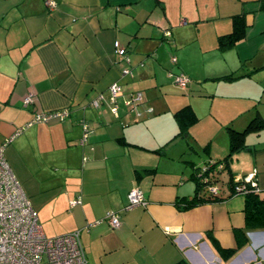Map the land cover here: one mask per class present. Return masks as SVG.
<instances>
[{"label": "crops", "instance_id": "obj_1", "mask_svg": "<svg viewBox=\"0 0 264 264\" xmlns=\"http://www.w3.org/2000/svg\"><path fill=\"white\" fill-rule=\"evenodd\" d=\"M236 15L244 38L217 49ZM260 51L259 0H0V148L42 234L78 231L86 264H264V228L246 227L241 196L223 187L219 202L175 204L193 196L201 161L228 155L226 129L255 117L261 128L242 136L219 177H248L264 197V87L245 79L264 70ZM112 84L122 92L115 114ZM137 93L141 104L123 105ZM58 110L62 120L26 127ZM132 189L144 206L127 208ZM109 212L116 228L95 224Z\"/></svg>", "mask_w": 264, "mask_h": 264}, {"label": "built area", "instance_id": "obj_2", "mask_svg": "<svg viewBox=\"0 0 264 264\" xmlns=\"http://www.w3.org/2000/svg\"><path fill=\"white\" fill-rule=\"evenodd\" d=\"M163 36L168 37V33H164ZM112 49L115 56L126 61L125 50L117 42L112 43ZM171 61L174 62V59L172 58ZM121 73L127 75L129 72L123 69ZM174 82L179 88H183L188 80L179 75L175 77ZM107 95L110 112L115 114L116 100L122 98V92L116 84H112L108 88ZM102 98L98 95L93 105L96 106ZM142 102V95L137 93L125 99L123 105L133 108ZM29 103L30 97L25 98L24 106ZM146 112L150 113L151 109H147ZM66 115L65 110L38 113L33 116L26 127L54 120L60 121ZM136 116H140V113ZM82 128L86 133L83 125ZM2 147L0 148V264H86L79 243L78 231L52 238H46L42 234L34 211L2 157ZM238 180L250 182L251 179L245 177ZM252 185L255 186L254 183ZM238 191L239 188H235L234 192ZM126 198L127 208L146 204L137 189L130 190ZM101 222H106L111 228L118 226L117 215L112 212L106 213L103 219L95 224Z\"/></svg>", "mask_w": 264, "mask_h": 264}, {"label": "trees", "instance_id": "obj_3", "mask_svg": "<svg viewBox=\"0 0 264 264\" xmlns=\"http://www.w3.org/2000/svg\"><path fill=\"white\" fill-rule=\"evenodd\" d=\"M259 10L264 14V0H259ZM245 22L243 15H236L231 18V30L228 34L217 38L216 46L219 50H224L233 46L237 41L244 38ZM187 79V78H186ZM188 80V79H187ZM188 83V82H187ZM186 85L181 88L184 89ZM257 117L252 119L247 126L237 132L231 127L226 131L229 133V153L223 160L206 161L203 165L194 169L192 180L194 181V194L187 201L178 200L176 206L178 210H186L197 205L215 203L223 200V187L229 192L228 196H241L243 198V214L246 227L258 226L264 228V197H260L257 189L252 185V181L243 182L242 180L228 179L223 183L219 179L220 172L225 170L226 161L233 152H237L240 147L241 138L247 132H256L260 124ZM241 179V178H240ZM239 188L238 192H234ZM186 264V263H184Z\"/></svg>", "mask_w": 264, "mask_h": 264}, {"label": "rangeland", "instance_id": "obj_4", "mask_svg": "<svg viewBox=\"0 0 264 264\" xmlns=\"http://www.w3.org/2000/svg\"><path fill=\"white\" fill-rule=\"evenodd\" d=\"M250 43H252L253 44V46H255L256 44L257 45H260V42H261V39H259V40H248ZM218 52V51H217ZM209 53H211V55H213V53L214 52H209ZM211 55H209L207 58H208V62H207V60H206V58H204L203 57V61H204V64H205V68L207 67V68H214L215 66H214V64L216 63V61L218 60L217 58H215V57H213L212 58V56ZM259 56H263L264 55V52H262V51H260L259 52V54H258ZM172 62V61H171ZM173 63V62H172ZM168 76L171 78V84L176 88V89H179V87L177 86V85H175V84H173L172 82H174L175 81V76H171V75H169L168 74ZM246 79V81H248L249 80V82L251 83V84H253V85H255L256 86V89H259V91H261V88L262 87H264V70H260V71H258V72H256V73H254L250 78H245ZM175 83V82H174ZM181 90V89H180ZM176 145H178V143L177 144H175V145H173L172 147H175ZM199 153L198 154H200L199 155V157H196L197 155L196 154H191V156L192 157H194V158H196L198 161L197 162H199L200 163V160H201V158H206L205 156H203V152H201L200 150L198 151ZM223 155H221V157H222ZM185 157H182V158H180V159H178V158H176V157H174L173 158V160H170V159H168V157L166 158V160H164V162H166L167 164L166 165H183L182 163H181V160L182 159H184ZM203 162L201 161V163H200V165H203L202 164ZM227 173H221V176L219 177V179H220V181H222V184H220V182H219V186L220 185H222V187H223V183L226 181V179H227ZM221 187V186H220ZM46 238H52V237H47L46 236Z\"/></svg>", "mask_w": 264, "mask_h": 264}]
</instances>
